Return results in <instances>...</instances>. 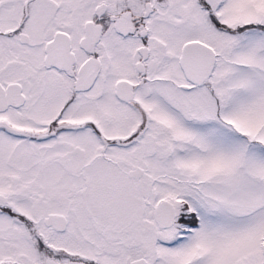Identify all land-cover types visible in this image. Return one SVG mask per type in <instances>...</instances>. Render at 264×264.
Wrapping results in <instances>:
<instances>
[{"label":"snow or ice","instance_id":"6c2138e0","mask_svg":"<svg viewBox=\"0 0 264 264\" xmlns=\"http://www.w3.org/2000/svg\"><path fill=\"white\" fill-rule=\"evenodd\" d=\"M0 264H264V0H0Z\"/></svg>","mask_w":264,"mask_h":264}]
</instances>
